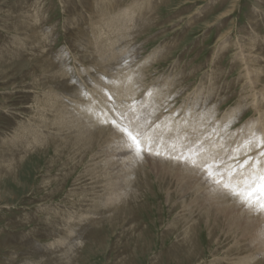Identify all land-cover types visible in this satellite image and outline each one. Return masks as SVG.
<instances>
[{"label": "rangeland", "instance_id": "rangeland-1", "mask_svg": "<svg viewBox=\"0 0 264 264\" xmlns=\"http://www.w3.org/2000/svg\"><path fill=\"white\" fill-rule=\"evenodd\" d=\"M112 1L109 23L104 0H0V264H264V212L232 221L229 203L205 199L216 187L206 172L169 174L155 155L216 124L229 141L259 132L264 148V0H137L131 18L118 13L136 0ZM119 72L128 96H102ZM77 102L120 115L136 104L151 151L145 141L137 158L92 118L104 132L84 146L59 120L85 127ZM185 116L195 133L180 137ZM213 149L203 161L228 174L231 147Z\"/></svg>", "mask_w": 264, "mask_h": 264}, {"label": "bare ground", "instance_id": "bare-ground-1", "mask_svg": "<svg viewBox=\"0 0 264 264\" xmlns=\"http://www.w3.org/2000/svg\"><path fill=\"white\" fill-rule=\"evenodd\" d=\"M111 2H113V1L112 0H104V2H102V8H99V9L97 8L100 15L105 16V14H106L105 17H106L107 22H109V23H112V21L115 20V19H112V20L108 19L109 14L111 12L113 13V9H111L109 7V3H111ZM115 8H117V7H115ZM137 8H138V4H137V0H136L134 3L129 5L125 10L120 11L118 13L119 18H120V15H122L124 17L125 14L127 17L130 16V18H131L132 16H134V12ZM129 13H133V14L130 15ZM124 27H125V23L122 21H119L118 24L115 25L116 31H119V30L122 31L124 29ZM99 44H101V43L99 42ZM247 55H251V53H247ZM246 60H249V59L247 58ZM249 62L252 63V61H249ZM132 85H133V83H132L131 76L127 75L125 72H119V76L117 73L111 78L109 85H107V86L104 85L101 87L102 88L101 90L103 91V93L101 95L105 96V94H107L108 96H110V95L116 96L117 95V96L127 97L128 94L125 92H127V89L130 88ZM110 88H111L112 92H110ZM120 93H123V94L118 95ZM80 102L73 104L72 109L73 110L78 109L81 117L85 118V120L87 121V124L85 125V127L78 125L79 124V118H77L76 116L72 117L70 119H68V118L66 119L62 115V116H60L59 120L64 121V124H63L64 126H67V127L73 128V129H77V132L80 133L79 139L84 146L88 145L89 143H91V141H93V139H94L93 134L99 135L102 132H104L103 127L98 126V124H96L95 122L98 123L99 121L102 122L105 120H107V121L116 120V122L118 124L123 123V124L128 125L129 127L133 128V129H137V127L140 126L139 118L137 117L138 115L140 116V114H139L138 110L136 109V106H137L136 104L126 103L125 108L127 110H124V113L122 115H120L121 113L120 114L116 113L114 108H111L109 106H104L103 104H102V106H99V104L93 103V106L97 109H96V111H91V110L84 108V107H87V104L85 102L84 103H80ZM262 105H263V103H262ZM129 107H131V108H129ZM186 117H188V116H185L183 119L177 121L178 123H180V121H182L181 130H180V132H178L179 135L181 134L180 137L184 134H185V136H187L186 131H185L187 128H188V130L191 131L189 133V135H192L195 133L194 128L191 125V122H189L188 119H186ZM91 118L95 122H91L89 120ZM225 121L228 122V120H225ZM261 124L264 125V123H261ZM218 127H219V131L217 132L216 129ZM113 128H114V130L117 129L115 127H113ZM155 128H156V126H155ZM213 131H216V132L212 133ZM222 132L223 133L225 132L222 130V126H220V125L217 126V124H216L212 127L211 131L206 132L205 134L202 133V140L203 141H198L197 144L195 141L193 143L185 141L188 143V146H186V147L180 146L179 144L178 145H165V149H162V152H161V149L159 151L161 153L159 156L163 157L164 159L168 158V160H169V162L165 163V165H164V171L169 172V174H171V173L181 174L183 172H187L189 174L196 175L197 171L200 173H205L206 172V171H204L205 165L212 163L211 161H213V160L210 161V159H209L210 162L208 160H207V162H205V161H203V159L210 158L211 156H215V154L217 152L213 148L217 149V146L221 147V149H223L224 151L226 149L228 150L229 147H231L232 151H230L231 152V153H229L230 155L228 154L229 156H231L230 157L231 160L228 158V161H229L228 163H230V165H229L230 168L232 167V165L234 166V164H231V163H233L232 160H234L232 158H236L237 160L241 159L240 162H241V164H243L245 159H247L248 157H251L249 154L251 150H247L244 147L245 144H249L250 145L249 147L255 148V152L252 150V153H255L254 155H256L255 158H253V159H259V151L261 149H264L261 147V149L259 150V140H258L259 138L257 139V137H260V136H258L259 132H257L256 135H253L254 138L252 136V141H244V142L240 141V139H238V138L236 141H229L228 139L231 136H229V137L225 136L224 137L225 139H224L222 137ZM147 137L151 138L152 140H157L155 138L156 135L153 136L152 131H151V135H147ZM180 137L178 136V138H180ZM178 138L175 137L174 139L178 140ZM254 139H257L258 141H253ZM183 140H184V138H181L180 141H183ZM26 141H29V139L28 140L26 139ZM34 141H35V139H34ZM206 141L208 143H211V146L213 148L209 151V153H206L204 158H201V156L203 157V153L200 151V149H201V146L203 145V142H206ZM214 141H216V142L213 143ZM189 147H193V149L188 150ZM194 148H195V150H194ZM156 150H159V149H156ZM124 152H126V151L124 150ZM212 152H216V153H212ZM228 152H229V150H228ZM228 152H226V153H228ZM162 153H164V154H162ZM211 153H212V155H211ZM252 153H251V155H253ZM217 155H218V153H217ZM131 156L132 155H130L128 153V156L125 157V159H129V157L131 159ZM183 156H188V160L184 161L182 159H179V157H183ZM173 157H177V158H173ZM226 157H227V154H226ZM192 161H195V165H193ZM200 161L205 163V165L201 169H198V165H199ZM225 162L227 163V161H225ZM225 162H224V164H226ZM179 163H181V166L183 167L182 170H181L180 166L178 165ZM228 163H227V165H228ZM249 163L251 164V161ZM261 163L264 164V157L261 160ZM189 166L191 167V169ZM245 170L250 171L251 169L249 168L248 165H246ZM237 171H238V169H237ZM129 183H130V188L132 189L133 179H131V177H129ZM212 184L214 186H216L214 191L210 192L209 196L205 195L204 197L214 207L221 209V210H224V208H223L224 205H221V204L222 203H229V212L230 213L228 215H229V218L234 222H236L237 220H241L244 217V214H239L237 212V210L245 212L247 215H250L249 208H247L245 205L238 202L237 199L233 198L228 192H226L222 188L221 185H216L213 182H212ZM126 192H128V194L122 196V199H124V200L127 199V197L129 195H131L130 194L131 192H129L128 189H126ZM110 200H112V197L110 198ZM116 201H120V199L114 198L111 201V205H113V207H115V208L117 207V205L115 203ZM187 219H190L189 216ZM191 221H193V220L191 219L190 222ZM232 227H234V226H232Z\"/></svg>", "mask_w": 264, "mask_h": 264}, {"label": "snow or ice", "instance_id": "snow-or-ice-1", "mask_svg": "<svg viewBox=\"0 0 264 264\" xmlns=\"http://www.w3.org/2000/svg\"><path fill=\"white\" fill-rule=\"evenodd\" d=\"M103 122L111 123L123 134L125 147L130 153H134L137 158H143L145 141L148 142L149 151H151L154 141L147 137L145 133L128 125L118 124L116 120L110 122L105 120ZM160 154L159 151L155 152V155L159 156ZM259 155L264 157V151H261ZM179 159L187 161L188 156L179 157ZM192 163L195 165V161H192ZM245 165H248L251 170H245ZM204 171H206L208 179L216 185H221L238 202L257 213L264 212V164L261 163V160L248 157L243 164L236 165L235 168H229L228 174L222 172L219 165L212 164L205 165Z\"/></svg>", "mask_w": 264, "mask_h": 264}]
</instances>
